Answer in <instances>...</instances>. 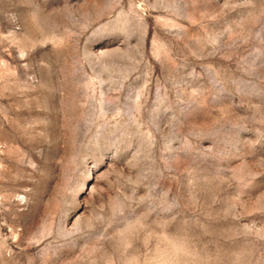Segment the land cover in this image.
Returning <instances> with one entry per match:
<instances>
[{
	"label": "rangeland",
	"instance_id": "374dc122",
	"mask_svg": "<svg viewBox=\"0 0 264 264\" xmlns=\"http://www.w3.org/2000/svg\"><path fill=\"white\" fill-rule=\"evenodd\" d=\"M0 264H264V0H0Z\"/></svg>",
	"mask_w": 264,
	"mask_h": 264
}]
</instances>
